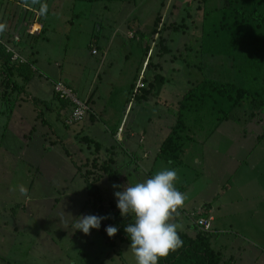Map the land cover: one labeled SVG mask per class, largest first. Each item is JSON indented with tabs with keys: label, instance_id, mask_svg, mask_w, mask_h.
Here are the masks:
<instances>
[{
	"label": "rangeland",
	"instance_id": "rangeland-1",
	"mask_svg": "<svg viewBox=\"0 0 264 264\" xmlns=\"http://www.w3.org/2000/svg\"><path fill=\"white\" fill-rule=\"evenodd\" d=\"M44 1L46 11L38 14L35 9L28 12L32 0H0V9L16 15L5 34L18 31L27 58L32 39L42 34L35 41H39L37 59L52 68L48 72L38 63V75L14 111L5 104L0 90V264H136L130 244L115 243L114 236L107 238L102 223L90 234L73 227L76 218L95 215L85 177H95L99 169L105 172L106 165L98 166L97 157L92 158L94 147L91 151L83 134L73 131L77 124L65 126L57 112L60 100L47 90L50 79L60 74L80 87L75 75L86 91L92 87L96 99L103 92L114 93L113 99L122 96L135 83L129 112L133 107L130 117L141 120L149 113L155 119L156 112L148 105L142 107L139 100L152 92L154 83H167L165 96L170 92L178 99L179 115L180 101L204 77L227 79L230 72L232 78L237 74L228 43L249 32L241 13L264 12L259 5L264 0ZM26 16L29 19L24 21ZM37 16H44L38 31L36 21L40 20L32 21ZM93 49L98 53L93 54ZM14 78L22 82L19 76ZM215 96L216 100L210 97L209 103L184 111L182 143L203 141L214 133L209 149L230 148L243 161L258 147L250 163L264 164V115L254 114L243 100L225 118L224 110L231 105L226 98ZM71 132L77 135L74 141ZM153 147L148 145L149 163L156 155ZM166 164L159 159L149 173L136 164L130 173L121 166L120 181L115 183L120 186L105 191L107 202L129 183L172 169ZM106 180L100 178L96 183L101 190ZM21 185L28 196L20 194ZM262 262L261 258L257 263Z\"/></svg>",
	"mask_w": 264,
	"mask_h": 264
},
{
	"label": "crops",
	"instance_id": "crops-1",
	"mask_svg": "<svg viewBox=\"0 0 264 264\" xmlns=\"http://www.w3.org/2000/svg\"><path fill=\"white\" fill-rule=\"evenodd\" d=\"M37 5H39V8ZM27 7L28 12L35 9L39 14L45 10L46 4L44 0H37L36 2L32 0ZM27 17H24V21L29 19ZM43 17L37 16V18H32V21L37 19L40 20L36 21L37 23L42 22ZM14 20H16V15H13L12 11L8 13L7 9H0V24L4 25L3 30H0V42L6 44L8 48L15 49L25 61H33L34 68L37 70V74L26 86L27 91L31 88L30 83L38 75V63L42 65L41 58L37 59L39 54L37 44L39 41H35L43 36L42 34L39 37L37 35L36 37L33 36L35 38L31 42V45L33 44L32 49L28 52V58L25 57L21 49L24 40L18 31L8 35L5 34L10 28L9 26L14 25ZM39 24L35 27L36 31L40 29ZM29 39L31 40V38ZM109 50V48L105 50V55ZM92 53L97 54L98 50L96 53L92 50ZM42 66L48 72L52 71L50 66ZM73 78H76L75 81L80 87L58 74L56 77H51L50 86L47 90H51L53 98L60 100L57 112L64 124L66 116L71 112V105L69 102H63V100L56 97L53 82L63 81L68 83L77 95H84L83 100H86L89 104L90 109L87 115L82 122L76 123L78 128L73 131L83 134V139L85 143L88 141L87 147L90 150L92 146L94 147V151L91 150L95 153L92 158L97 157L98 166L106 165L105 172L99 169L98 173L100 174L94 175L95 177H85L86 181H92L95 184L98 183L100 178L107 179L104 188L101 190L103 194L102 205L105 209L109 205L108 208L120 210L116 206L117 198L114 197L107 202L104 194L105 191L107 192L110 187L114 188L113 185L120 181L121 176L118 174V170L121 166L122 169L125 168L129 171L135 168L136 164L144 172L149 173L153 170V163L159 159L163 160L167 163V166L169 165L170 168L177 170L178 180L176 186L188 195L185 205L178 210L179 215L175 217V222L182 225V230L179 232L186 233L191 237H195L199 232L205 233L209 237L212 249L220 255L221 259L218 264H264V164L250 163V160L254 159L255 153L259 149L258 147L246 159L241 161L235 153L230 152V148L219 146L209 149L208 143L210 137L214 134L211 133L206 140L185 142L184 150L178 162L172 163V161H167L159 155L165 137L171 132L178 118V99H173L170 92L165 96L167 83H154L151 85L152 92L139 100L142 107L148 105V107L154 108V113L156 112L155 119L149 113L145 120H141L139 116L130 117L133 107L129 112V107L133 101L135 83L129 85V90L124 91L122 96L118 95L117 98L113 99L114 93L108 92L106 94L103 92L96 99L92 87L89 86L86 91V87L81 84L82 81L75 75ZM27 87L29 88L27 89ZM81 87L84 90L82 92L80 91ZM119 96H121L120 99ZM19 98L16 107L21 105V99L25 97L20 96ZM65 126L71 125L65 124ZM74 132H71L70 135L72 139L73 136H77ZM149 144L152 147L154 146L153 148L156 151L152 163L148 162L152 159H150L151 149L148 148ZM220 155L221 159L219 158ZM227 157H230L234 162L228 161ZM145 159L146 161H144ZM86 163L89 165L91 163L90 159ZM146 164L151 165L152 169H148ZM131 185L134 184L129 183L127 186ZM90 197L93 200L92 208L94 210L95 201L91 194ZM190 211H197L201 217L209 219L211 222L210 229L204 231L194 224L186 215V212ZM114 239L115 243L120 240L118 238ZM261 258L263 262L257 263Z\"/></svg>",
	"mask_w": 264,
	"mask_h": 264
},
{
	"label": "trees",
	"instance_id": "trees-1",
	"mask_svg": "<svg viewBox=\"0 0 264 264\" xmlns=\"http://www.w3.org/2000/svg\"><path fill=\"white\" fill-rule=\"evenodd\" d=\"M259 5L263 7L264 1ZM240 19L250 27L249 32L231 38L227 46L229 56L233 57L234 73L237 74L232 78L233 73L230 72L227 79L210 75L204 77L195 87L188 89L180 101L177 122L160 147L159 155L167 161L178 162L184 150L182 143L184 138L181 136L185 127L184 111L193 105L209 103L210 97L216 100L215 94L226 98L231 105L229 109L224 110L225 118L228 117L230 110L243 100L249 102L254 114L264 115V12L254 10L249 14L241 13ZM13 51L15 50H8V46L0 42V75L2 77L0 90H3L1 96L10 110L15 108L19 97L26 92L27 84L37 74L33 61H13ZM15 75L22 78V82L16 81ZM56 97L59 98L58 95ZM87 188L95 201V215L107 217L101 221L102 232L108 226H116L118 232L114 237L131 244L130 236L125 232V228L129 223L134 222V215L122 216L118 209H105L102 205L103 194L99 186L95 182L87 181ZM104 235L107 236V232ZM179 235L184 242L183 246L170 252L167 257L160 258L158 264L219 263L220 255L212 249L209 237L205 233L199 232L195 237L183 232H179ZM107 238L110 237L107 236Z\"/></svg>",
	"mask_w": 264,
	"mask_h": 264
},
{
	"label": "clouds",
	"instance_id": "clouds-1",
	"mask_svg": "<svg viewBox=\"0 0 264 264\" xmlns=\"http://www.w3.org/2000/svg\"><path fill=\"white\" fill-rule=\"evenodd\" d=\"M4 25L0 24V30ZM176 169H163L151 178L124 186L123 191H116L117 207L122 216L134 215V222L129 223L125 232L130 236V249L136 264H158L160 258L183 246L179 235L182 225L175 222L179 209L185 205L188 195L180 191L176 182ZM114 188L119 187L113 185ZM20 194L28 196V190L21 185ZM104 216L82 215L76 218L73 227L90 234L93 228L99 229ZM109 237L117 234L116 226L106 228Z\"/></svg>",
	"mask_w": 264,
	"mask_h": 264
},
{
	"label": "built area",
	"instance_id": "built-area-1",
	"mask_svg": "<svg viewBox=\"0 0 264 264\" xmlns=\"http://www.w3.org/2000/svg\"><path fill=\"white\" fill-rule=\"evenodd\" d=\"M8 50L15 49L8 48ZM13 52L14 55L12 59L14 61L24 60V58H22L16 50ZM93 52L96 53L97 50L93 49ZM53 90L60 99L67 100L71 105V112L68 116H66L65 124L73 125L82 122L90 109L88 102L81 99L75 90L63 81L53 82ZM186 215L202 230L206 231L207 229H210L211 222L209 219L201 217L197 211L186 212Z\"/></svg>",
	"mask_w": 264,
	"mask_h": 264
}]
</instances>
